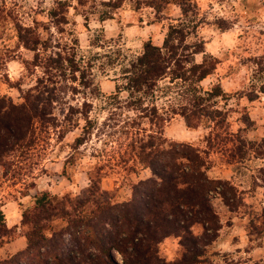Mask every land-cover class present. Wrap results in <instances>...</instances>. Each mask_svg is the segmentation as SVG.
I'll list each match as a JSON object with an SVG mask.
<instances>
[{
  "label": "trees",
  "instance_id": "obj_1",
  "mask_svg": "<svg viewBox=\"0 0 264 264\" xmlns=\"http://www.w3.org/2000/svg\"><path fill=\"white\" fill-rule=\"evenodd\" d=\"M77 1L75 5L58 1V8L50 11L52 18L67 23L66 13L73 6L88 22L96 11L85 7L96 1ZM124 1L102 0L100 19L112 18ZM173 1L137 0V5L152 7L160 17ZM179 1L182 16L170 19L162 44L148 40L134 54L115 40L93 38L91 45L100 47L103 53L78 58V39L70 47L56 43V49L50 50L51 41L22 28L26 32L20 35L22 42L35 52L31 64L43 68V77L22 103L6 95L0 97V177L20 178L19 157L31 160L41 140L39 132L57 130L59 125L61 137L80 129L66 163L75 159L95 130L105 132L101 148L92 154L103 162L95 167L89 186L79 194L37 193L34 205L23 216V225L30 226L23 233L26 247L0 258V264H213L208 248L222 229L213 199L219 196L230 210L236 200L243 199L230 180L209 175L210 152L218 145L221 151H229L231 160L244 159L248 152L264 158V139L256 146L240 131L231 130L228 101L243 97L242 93H228L220 79L205 85L216 74L220 60L206 51L190 2L187 7L188 0ZM220 28L227 27L221 24ZM200 54L202 60L198 61ZM99 57L103 59L102 70H119L114 78L115 90L109 94L95 92L93 87V69ZM260 68L263 75L259 79L264 77V65ZM69 81H78L82 88ZM67 89L74 95L84 90L92 97H103L108 114L100 126L92 117L91 100L85 98L80 105L66 108L62 95ZM260 91L264 93V83ZM245 96L254 100L259 95L250 91ZM55 104L63 107V119L54 113ZM176 115L184 117L189 128L210 129L205 135L207 147L165 137V127ZM228 141L236 142V147L225 149ZM106 166L133 172L144 167L151 176L134 183L130 198L114 200L113 194L101 187ZM260 172L264 175V167ZM54 221H61V227L54 228ZM11 235L0 207V248L12 241ZM169 237L178 238L174 260H167L160 252Z\"/></svg>",
  "mask_w": 264,
  "mask_h": 264
},
{
  "label": "rangeland",
  "instance_id": "obj_2",
  "mask_svg": "<svg viewBox=\"0 0 264 264\" xmlns=\"http://www.w3.org/2000/svg\"><path fill=\"white\" fill-rule=\"evenodd\" d=\"M58 1L0 0V97L6 95L15 103H22L26 93L32 91L38 79L43 77V68L31 64L35 52L22 42L20 35L25 32L22 28H30L38 38L51 41L50 50L56 49V43L63 48L70 47L74 39H78V58L103 53V49L91 45L93 38L102 39V42L115 40L128 53L134 54L141 51L148 40L162 44L170 19L182 16L179 0L170 3L160 17L144 3L138 7L137 0H125L113 12L112 18L101 20L98 12L102 9V0H95V4L90 2L85 7L96 11L90 15L88 22L72 6L66 13L68 22L65 23L50 14L53 8H58ZM68 1L74 5L78 2ZM188 2L197 14L198 33L206 42V51L220 60L216 74L204 83L209 85L220 79L228 93H242L243 97L228 101L231 130L240 131L243 137L250 142L255 141L257 146L264 139V93L260 91L264 77L259 79L263 75L260 66L264 65V0H188L186 6ZM221 24L227 28H220ZM197 60H202V54L197 55ZM102 61L99 57L93 69V87L95 92L109 94L115 90L114 78L119 70L113 67L102 70ZM68 84L78 86V81H69ZM82 91L78 95L68 89L63 93L66 108L69 104L80 105L85 98L91 100L94 106L92 117L99 120L100 126L108 114L103 107V97H92ZM250 91L257 92L259 96L249 100L245 95ZM62 109L61 105L55 104L54 113L59 119L64 118ZM59 131L60 125L57 130L39 132L41 140L34 151L35 156L31 160L19 157L20 178L4 180L0 177V207L5 211L7 224L12 229L11 242L17 243L15 248H20L22 237L27 241L23 233L30 226L23 225V216L34 205L37 193L79 194L89 186L95 167L103 162L92 154L101 148L105 132L97 133L95 130L92 139L75 154V159L66 163L80 129L68 132L65 137H61ZM209 132L210 129L205 126L189 128L184 117L176 115L166 125L164 135L171 141L190 142L205 148V135ZM217 147L210 152L212 165L209 175L230 180L241 191L239 196L243 200H236L237 204L230 210L219 196L214 197L222 229L208 248V255L212 257L213 264L230 261L234 264H264V175L260 172L264 167V158L248 152L244 159L231 160L229 151L224 152ZM235 147L236 142L228 141L225 149ZM31 168L32 171H29ZM102 174L101 187L113 194L114 200L130 198L134 183L151 176L150 170L144 167H138L133 172L123 167L112 169L106 166ZM52 224L54 228H59L62 222L54 221ZM7 246L1 249V259L21 250L9 252ZM178 249V238L175 237L167 238L160 246L161 255L167 260H174ZM117 258L121 260L119 254Z\"/></svg>",
  "mask_w": 264,
  "mask_h": 264
},
{
  "label": "crops",
  "instance_id": "obj_3",
  "mask_svg": "<svg viewBox=\"0 0 264 264\" xmlns=\"http://www.w3.org/2000/svg\"><path fill=\"white\" fill-rule=\"evenodd\" d=\"M251 116H253L252 115V113H251ZM24 238L22 237V241H19L20 243H21V246H20V248L19 247H17V248H15L16 247V244L17 243H15V242H10V243H7L5 246H7V248L9 249V252L10 251H13V252H15L16 250H18V249H22V248H24L25 247V244H26V242H25V240H23ZM20 243H18V244H20ZM5 246H3V247H1L0 248V252H1V249H5L6 247Z\"/></svg>",
  "mask_w": 264,
  "mask_h": 264
}]
</instances>
